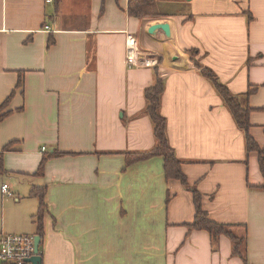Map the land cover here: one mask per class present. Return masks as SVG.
<instances>
[{
	"label": "crops",
	"instance_id": "crops-1",
	"mask_svg": "<svg viewBox=\"0 0 264 264\" xmlns=\"http://www.w3.org/2000/svg\"><path fill=\"white\" fill-rule=\"evenodd\" d=\"M128 4L0 0V105L13 94L0 122V234H37L40 202L30 192L46 186L43 264H245L226 235L215 251L208 231L189 229L193 195L165 178L162 157L124 169L123 152L155 145L143 111L159 65L161 112L183 171L209 217L247 238V264H264L259 154L247 153L244 132L190 54L234 94L256 88L250 134L264 148V0H156L162 16L143 19ZM164 22L170 37L149 32ZM54 149L75 154L37 175Z\"/></svg>",
	"mask_w": 264,
	"mask_h": 264
},
{
	"label": "trees",
	"instance_id": "trees-1",
	"mask_svg": "<svg viewBox=\"0 0 264 264\" xmlns=\"http://www.w3.org/2000/svg\"><path fill=\"white\" fill-rule=\"evenodd\" d=\"M56 2L58 5L60 0H56ZM155 2L156 0H129L127 12L129 15L141 19L147 17H160L162 14L157 11ZM246 14L250 20L253 19V16L250 12H246ZM54 43L55 38L54 36H51L48 41V47ZM190 54L194 68L199 71L203 77L211 82L217 93L221 96L225 106L231 112L237 126L244 132L247 153L255 151L259 154L260 169L264 176V148H261V146L250 134V129L252 126L251 113L253 108L249 105L248 101L250 96L256 91V88H249V90L243 94H234L228 88V86L220 80L219 76L213 71V69L202 64L198 59L195 58L197 55L196 50H190ZM161 61L162 60H159L158 64H160ZM154 70V83L145 89L146 107L143 113L151 119L156 142L155 145L149 150L123 152L125 157L124 169L138 162L147 161L154 157H162L165 178L167 180H179L182 185L193 195L196 213L194 221L189 224V229H204L208 231L211 235L213 249L215 251L218 249L220 236L226 235L232 240L233 254L241 257L244 263L247 264V238L245 236L237 235L232 230L233 225L216 222L209 217L208 212L203 208V195L195 185L190 184L187 175L183 171V161L177 156L176 151L169 140L167 118L161 112L162 97L165 91L167 72L161 70L159 65H156ZM23 84L24 77L23 74H21L16 89L21 88ZM15 91L16 90H14V92ZM12 96L13 94L11 97ZM11 97H9L3 104L0 105V122L12 112V110H7ZM11 144L5 147V150L9 149ZM69 154L75 153L61 152L57 149L45 152L36 174L39 176L44 175L46 164L50 159ZM5 171L4 151H2L0 152V173ZM258 187L264 189V184ZM46 193V186H35L30 192L32 196L38 197L40 202L39 210L35 215V218L38 226L37 234L41 235V237L44 235L43 220L45 213L48 210ZM169 200L170 196L168 195L166 204L169 203Z\"/></svg>",
	"mask_w": 264,
	"mask_h": 264
},
{
	"label": "built area",
	"instance_id": "built-area-1",
	"mask_svg": "<svg viewBox=\"0 0 264 264\" xmlns=\"http://www.w3.org/2000/svg\"><path fill=\"white\" fill-rule=\"evenodd\" d=\"M128 61L133 64L131 58ZM45 150L46 147H43V151ZM8 189L7 184L3 185L5 192H8ZM35 236L36 234H0V264H33L31 258L36 254L42 255V240L38 253L35 252Z\"/></svg>",
	"mask_w": 264,
	"mask_h": 264
},
{
	"label": "water",
	"instance_id": "water-1",
	"mask_svg": "<svg viewBox=\"0 0 264 264\" xmlns=\"http://www.w3.org/2000/svg\"><path fill=\"white\" fill-rule=\"evenodd\" d=\"M159 29L163 30L168 37L171 36L170 26H169L168 23H165V22L164 23L153 24L150 27L149 32L151 34H154V33H156V30H159ZM41 240H42L41 235L36 234V236H35V252L36 253H38V251H39V245L41 243ZM30 261H32L33 264H43V256L40 255V254H36L34 257L31 258Z\"/></svg>",
	"mask_w": 264,
	"mask_h": 264
},
{
	"label": "rangeland",
	"instance_id": "rangeland-1",
	"mask_svg": "<svg viewBox=\"0 0 264 264\" xmlns=\"http://www.w3.org/2000/svg\"><path fill=\"white\" fill-rule=\"evenodd\" d=\"M148 64H150V63H148Z\"/></svg>",
	"mask_w": 264,
	"mask_h": 264
}]
</instances>
